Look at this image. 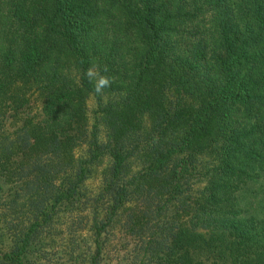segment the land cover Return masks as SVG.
<instances>
[{
	"label": "trees",
	"instance_id": "obj_1",
	"mask_svg": "<svg viewBox=\"0 0 264 264\" xmlns=\"http://www.w3.org/2000/svg\"><path fill=\"white\" fill-rule=\"evenodd\" d=\"M261 179L264 0H0V264H264Z\"/></svg>",
	"mask_w": 264,
	"mask_h": 264
},
{
	"label": "rangeland",
	"instance_id": "obj_2",
	"mask_svg": "<svg viewBox=\"0 0 264 264\" xmlns=\"http://www.w3.org/2000/svg\"><path fill=\"white\" fill-rule=\"evenodd\" d=\"M90 111L93 110L94 104L93 100L89 101ZM104 167V165L102 166ZM86 187L89 192H91L95 187L96 183L93 181H87ZM241 206L245 207L248 211L246 213H258L260 214L263 207H264V179H261L258 182H250L245 185L242 190L239 192ZM254 210L256 212H254ZM81 237H85V230L83 228H78L77 230ZM57 237L61 236V239L57 240L58 246H47L48 251L51 253L53 252L56 256H63V257H71L73 256L70 254L68 250V245L70 244L71 240L73 239V234L68 233L67 225L60 224L56 231L53 232ZM262 253L261 250L255 251V257L258 258V254Z\"/></svg>",
	"mask_w": 264,
	"mask_h": 264
},
{
	"label": "clouds",
	"instance_id": "obj_3",
	"mask_svg": "<svg viewBox=\"0 0 264 264\" xmlns=\"http://www.w3.org/2000/svg\"><path fill=\"white\" fill-rule=\"evenodd\" d=\"M102 72H108L107 66H104L101 70L99 65L93 64L84 73L89 82L93 84V92L95 95H102L104 90L110 88L113 82L110 76L104 75Z\"/></svg>",
	"mask_w": 264,
	"mask_h": 264
}]
</instances>
